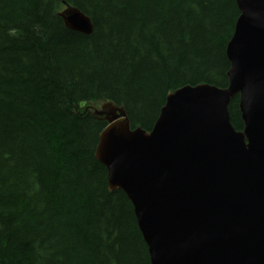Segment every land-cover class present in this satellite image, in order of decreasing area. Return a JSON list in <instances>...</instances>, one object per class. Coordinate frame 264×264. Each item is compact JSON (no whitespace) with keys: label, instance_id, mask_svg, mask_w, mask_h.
<instances>
[{"label":"trees","instance_id":"trees-1","mask_svg":"<svg viewBox=\"0 0 264 264\" xmlns=\"http://www.w3.org/2000/svg\"><path fill=\"white\" fill-rule=\"evenodd\" d=\"M238 16L235 0H0V264H150L85 108L112 102L150 131L169 92L225 88ZM228 112L242 130L237 96Z\"/></svg>","mask_w":264,"mask_h":264},{"label":"water","instance_id":"water-1","mask_svg":"<svg viewBox=\"0 0 264 264\" xmlns=\"http://www.w3.org/2000/svg\"><path fill=\"white\" fill-rule=\"evenodd\" d=\"M235 3L225 88L169 92L150 131L112 102L85 108L106 123L94 157L109 191L130 201L150 264H264V0ZM59 16L91 34L78 9ZM236 96L240 131L228 112Z\"/></svg>","mask_w":264,"mask_h":264}]
</instances>
